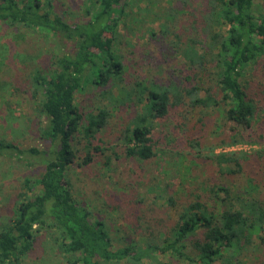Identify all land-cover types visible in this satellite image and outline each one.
Segmentation results:
<instances>
[{"label": "trees", "instance_id": "trees-1", "mask_svg": "<svg viewBox=\"0 0 264 264\" xmlns=\"http://www.w3.org/2000/svg\"><path fill=\"white\" fill-rule=\"evenodd\" d=\"M88 1L89 19L69 23L52 0H0V27L26 32L25 39L12 47L19 54L0 58L6 64L24 55L43 59L29 72L24 67V74L26 92L41 115L38 137L45 143L42 149H23L0 136V160L27 156L31 165L37 162L42 167L39 176L21 179L13 216L0 223V264H23L38 237L63 253L67 264L146 260L158 264L161 257L181 264H264V198L256 177L245 181L243 188L234 185L237 180L233 185L224 181L205 185L206 194L214 198L210 207L197 194L184 203L169 197L173 216L165 232L150 225L138 243L132 240L113 249L104 223L74 197L68 174L78 158L79 138L84 142L79 166L106 154L107 148L93 142L108 125L112 109L128 111L120 135L123 155L138 161L155 156L153 121L174 114L183 104L204 112L216 110L225 121L250 133L257 108L264 105V13L259 11V0H187L181 7L160 9L158 13L169 14L159 26L160 38L153 31L150 37L163 42L189 68L186 82L170 81L166 86L132 80L115 46L119 26L139 21L141 11L151 9L144 6L133 16V6L142 0ZM176 13L199 14V21L191 25L199 26L194 35L182 39L174 31ZM37 34L48 45L71 43L73 52L51 49L40 54L48 45L39 41L35 46ZM90 89L111 110L100 102L93 110L76 101L77 94ZM231 139L232 143L251 140L250 135L236 134ZM190 144L197 148L196 142ZM246 158L243 153H213V146L207 157L218 168L232 164L236 171L224 173L232 176L245 172ZM105 159L107 166L110 157Z\"/></svg>", "mask_w": 264, "mask_h": 264}, {"label": "rangeland", "instance_id": "rangeland-1", "mask_svg": "<svg viewBox=\"0 0 264 264\" xmlns=\"http://www.w3.org/2000/svg\"><path fill=\"white\" fill-rule=\"evenodd\" d=\"M88 2L52 0L56 12L69 23L89 19L90 13L85 12ZM186 3L187 0H142L133 6L132 15L144 6H148L151 12L145 13L147 10L144 9L138 16L139 21H127L126 27L122 23L118 28L119 36L115 46L132 80H150L164 86L170 81L182 84L186 82L189 68L183 59L178 54L172 56L163 42L150 37L153 31L156 33L155 37L160 38L159 26L169 14L158 13L160 9L167 10L174 4L181 7ZM256 3H259V11L264 13V0ZM195 14H175L174 31L182 39L194 35V30L199 27L193 29L191 26L193 21H199V14ZM154 15H161V19L156 20ZM25 36L26 32H13L4 26L0 27V57L8 54L14 57L19 54L12 47L17 46V42H22ZM36 36L33 41L35 46L39 41L42 45L46 44L38 34ZM41 44L40 47H43ZM4 48L5 52H2ZM42 49L40 54L51 49L55 53H72L73 45L65 42L56 46L48 45ZM38 61H43L41 56L24 55L16 61L17 64L13 63L14 60L6 64L3 58H0V136L23 149L45 147L43 140L38 137L37 130L41 115L38 106L26 92L28 83L24 74V67H27L29 72ZM248 72L249 75L251 71ZM91 91L92 89L77 94L76 101L84 105L90 104L93 110L99 102L102 106L111 107L108 102L99 101ZM121 110H111L108 125L93 142L107 148L106 154L97 155L88 165L79 166L84 145L79 138L78 158L68 172L74 197L90 211L92 217L104 223L113 249L125 245L126 242L138 243L140 235L147 233L150 225L165 232L172 223L173 216L167 205L169 197L184 203L193 198L192 194H197L200 200L210 207L214 198L206 194V186L219 181L233 185L237 180L234 185L240 184L243 188L245 181L254 180L256 177L260 181L261 196L264 198V105L257 108L250 133L243 131L239 125L225 121L222 114L216 110L204 112L200 108L191 109L186 104L180 105L174 114L153 121L150 136L156 144L155 156L147 161H138L123 155L120 135L128 118V111ZM130 111L134 115L133 110ZM200 119L202 120L199 121ZM235 134L243 138L250 135L251 140L232 143L230 140ZM221 141L225 144L222 145ZM195 142L197 148L190 144ZM212 146L213 153L235 152L247 155L243 166L245 172L235 176L224 174L229 170L236 171V168L232 164L218 168L209 161L207 157ZM106 155L110 157L107 166L104 165ZM29 161L31 159L27 156L19 160H0V223L8 222L13 216V204L21 191V179L25 176H39L42 171L37 162L31 165ZM43 239H36L33 250L27 254L23 264H67L66 256L58 252L51 243L44 244ZM256 255L258 257V253ZM157 262L181 264L176 261L169 262L166 257L159 258ZM141 264L150 262L146 260Z\"/></svg>", "mask_w": 264, "mask_h": 264}]
</instances>
